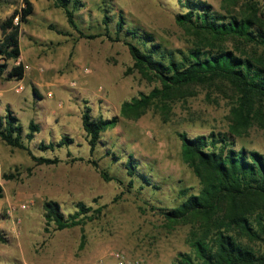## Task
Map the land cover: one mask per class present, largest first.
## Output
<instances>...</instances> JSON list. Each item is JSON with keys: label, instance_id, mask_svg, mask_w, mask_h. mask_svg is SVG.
<instances>
[{"label": "rangeland", "instance_id": "obj_1", "mask_svg": "<svg viewBox=\"0 0 264 264\" xmlns=\"http://www.w3.org/2000/svg\"><path fill=\"white\" fill-rule=\"evenodd\" d=\"M29 1L33 12L28 23L20 25V57L6 62L7 69L23 64L24 78L0 79V117L7 109L12 112L28 150L0 140V264H117L115 253L127 264H174L179 253L191 251L189 237L193 230L199 232V224L195 220L171 223L164 212L201 189L181 159L178 134H229L238 95L226 81L214 80L174 91L154 101L136 119L123 117V102L161 85L133 69L122 40L105 37L103 10L108 11L112 37L121 13L125 28L151 34L167 50L185 52L211 44L203 34L176 22V15L185 12L178 0H79L82 5L75 12L79 31L70 27L64 12L50 0ZM205 1L215 13L228 17L249 15L255 7L264 20V0ZM22 7L23 0H0V23ZM213 47L264 66V45L227 38ZM17 86L22 89L16 91ZM86 107L93 118L117 117L115 127L101 134L93 152L82 128ZM259 108L264 115V104ZM30 122L36 131H30ZM31 132L32 139L27 140ZM62 137L70 143L57 146ZM233 137L234 149L264 155V129L259 122ZM29 153L60 161L38 165ZM129 155L136 163L134 182L124 167ZM100 171L112 179L105 181ZM46 201L57 202L65 217L75 213L81 202L91 208L88 216L93 213L96 218L56 230L44 217ZM22 204L27 209H20Z\"/></svg>", "mask_w": 264, "mask_h": 264}, {"label": "trees", "instance_id": "obj_2", "mask_svg": "<svg viewBox=\"0 0 264 264\" xmlns=\"http://www.w3.org/2000/svg\"><path fill=\"white\" fill-rule=\"evenodd\" d=\"M50 1L64 12L70 27L79 31L75 22V12L82 5L79 0ZM178 2L185 12L176 15V22L196 35L206 36L204 40L211 44L209 48L195 45L185 52L167 50L155 43L151 34L138 28H125V18L121 13L117 16L112 37L108 11L103 10L105 37L113 42L122 40L133 60V69L144 79L158 81L161 85V89L123 102L120 114L136 119L154 101L166 99L183 87L214 80L226 81L236 90L238 99L231 110L235 122L229 134L211 132L195 137L178 134L181 159L198 178L201 189L198 194L189 195L178 206L164 212V217L174 224H185L190 220L199 224V232L193 230L189 237L191 251L179 253L174 264H264V155L243 147L234 149L233 139L240 129L254 122H259L264 129V115L259 110L264 104V66L237 56L231 50L213 47V44L227 38L264 45V20L257 15L255 7H252L253 12L249 15L238 18L215 13L212 5L205 0ZM23 3L24 7L13 10L0 23V61L5 62L0 64V79L6 81L24 78L23 64L18 63L10 69L6 64L18 61L20 25L27 24L33 12L29 0H23ZM116 124L117 117L93 118L90 109L85 108L82 128L88 138L90 152L95 150L101 134ZM29 129L37 130L32 122ZM32 136V132L28 133L26 139L31 140ZM0 140L12 148L27 150L22 143V128L9 109L4 117H0ZM68 143L70 140L62 137L57 146ZM49 145L50 148L54 147L52 143ZM29 155L38 165H54L60 161ZM88 162L99 169L96 161ZM124 167L130 181L134 182L136 163L131 155L127 156ZM100 173L105 181L112 179L105 172ZM3 177L13 178L12 175ZM144 182L149 185L148 180ZM43 208L47 223L54 224L56 230L79 225L84 219L91 221L96 218L93 213L88 216L91 208L81 202L76 204V212L66 217L55 201H46Z\"/></svg>", "mask_w": 264, "mask_h": 264}, {"label": "built area", "instance_id": "obj_3", "mask_svg": "<svg viewBox=\"0 0 264 264\" xmlns=\"http://www.w3.org/2000/svg\"><path fill=\"white\" fill-rule=\"evenodd\" d=\"M21 89H22V86H17L16 91H20ZM20 209H22V210L27 209V205L26 204L20 205ZM113 256H114L117 264H127L120 254L115 253Z\"/></svg>", "mask_w": 264, "mask_h": 264}]
</instances>
